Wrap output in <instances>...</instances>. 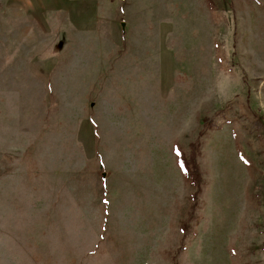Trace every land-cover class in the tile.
<instances>
[{
  "label": "rangeland",
  "instance_id": "rangeland-1",
  "mask_svg": "<svg viewBox=\"0 0 264 264\" xmlns=\"http://www.w3.org/2000/svg\"><path fill=\"white\" fill-rule=\"evenodd\" d=\"M0 264H264V0H0Z\"/></svg>",
  "mask_w": 264,
  "mask_h": 264
},
{
  "label": "trees",
  "instance_id": "trees-1",
  "mask_svg": "<svg viewBox=\"0 0 264 264\" xmlns=\"http://www.w3.org/2000/svg\"><path fill=\"white\" fill-rule=\"evenodd\" d=\"M203 135L204 133L201 131L200 134L198 135V137L196 138L195 142L192 143V150L194 152V154L197 155V148H198V151H199V143L202 142L203 140ZM183 160H184V156H183ZM185 161V160H184ZM180 162H181V165H183V161L182 159H180ZM195 163H194V160L192 159V162H190L189 164L188 163H184L183 165V168L185 170V172L188 174V176L191 178V179H194L195 177H197L196 175V167L194 166Z\"/></svg>",
  "mask_w": 264,
  "mask_h": 264
}]
</instances>
